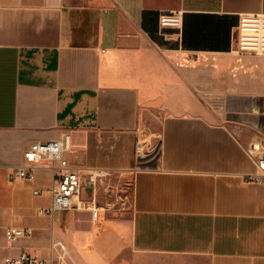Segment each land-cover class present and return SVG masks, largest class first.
<instances>
[{"label":"crops","instance_id":"crops-1","mask_svg":"<svg viewBox=\"0 0 264 264\" xmlns=\"http://www.w3.org/2000/svg\"><path fill=\"white\" fill-rule=\"evenodd\" d=\"M179 13V28L162 14ZM264 0H0V264H264V54L237 51ZM176 66V67H175ZM194 88L195 91H193ZM158 119V131L149 123ZM71 135L77 168L131 178L130 211L51 210L49 163L9 174L29 144ZM157 135L158 161L137 165ZM38 190V194L34 191ZM31 228L11 242L7 230Z\"/></svg>","mask_w":264,"mask_h":264},{"label":"built area","instance_id":"built-area-1","mask_svg":"<svg viewBox=\"0 0 264 264\" xmlns=\"http://www.w3.org/2000/svg\"><path fill=\"white\" fill-rule=\"evenodd\" d=\"M161 27L179 28L181 15L179 13L162 14L159 17ZM237 51L240 53L264 54V14L245 15L239 20L236 28ZM142 148L137 144V154ZM72 150L71 135L64 132L58 140L47 142H34L28 145L24 153L25 165L13 170L9 177L12 181H28L34 178L36 168L44 163H49L53 172L52 207L51 210L75 209L88 210L94 219L99 216V207L95 197L90 199L82 197L84 188L94 187L97 180L103 175L95 169H80L71 164L68 155ZM247 154L253 161L256 171L246 175L244 180L252 184H264V145H255L247 150ZM138 157V156H137ZM39 191L35 190L34 194ZM31 228H10L7 230L9 240L16 241L21 237H29ZM66 253H62L56 260V264H68L65 260ZM3 264H53L37 260L25 251L18 255L6 258Z\"/></svg>","mask_w":264,"mask_h":264},{"label":"rangeland","instance_id":"rangeland-1","mask_svg":"<svg viewBox=\"0 0 264 264\" xmlns=\"http://www.w3.org/2000/svg\"><path fill=\"white\" fill-rule=\"evenodd\" d=\"M176 67V66H175ZM193 91L194 88L191 87ZM149 123L153 129L158 130V119L149 115ZM157 135H152L150 139L142 142L140 153L137 154L136 167L141 170H150L155 167L159 156V145L157 144ZM97 192L99 195V205L103 204L104 211L119 213L130 211V195H131V178L121 174L103 173L98 179Z\"/></svg>","mask_w":264,"mask_h":264},{"label":"bare ground","instance_id":"bare-ground-1","mask_svg":"<svg viewBox=\"0 0 264 264\" xmlns=\"http://www.w3.org/2000/svg\"><path fill=\"white\" fill-rule=\"evenodd\" d=\"M140 152V151H139Z\"/></svg>","mask_w":264,"mask_h":264}]
</instances>
